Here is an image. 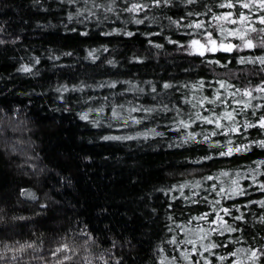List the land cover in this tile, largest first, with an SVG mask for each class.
<instances>
[{"label": "trees", "instance_id": "trees-1", "mask_svg": "<svg viewBox=\"0 0 264 264\" xmlns=\"http://www.w3.org/2000/svg\"><path fill=\"white\" fill-rule=\"evenodd\" d=\"M96 3L107 6L109 0H96ZM117 3L121 8L125 6L124 0H117ZM222 3L223 0H196L185 5L177 0L171 8H151L137 13L140 19L147 16L159 20V23H152L145 19L138 25L129 13L121 12L118 17L103 8L93 9L96 16L90 20H84L87 13L69 20L68 13L77 12L84 6V0L79 4H69L68 0H0V25L4 27L0 39L6 41L0 44V248L6 244L15 246L17 241L35 240L38 245L36 251L28 250L17 261H12L9 253L8 259L0 264H44V261L54 264L51 252L64 237L75 250L73 259L64 264H86V259L92 264H102L99 257L107 255L113 240L118 241L113 251L115 256L122 258V264H159L161 254L157 245L164 241V255H178L180 248L167 241L172 235L178 234V239L184 237L168 216L179 224L189 216L208 210L203 202H186L179 190L166 195L159 189L184 181L194 183L219 169L256 168L253 162L264 160V149L258 145L248 152L200 160L202 156L224 149L205 142L202 135L195 142L183 143L181 138L188 129L178 130L171 124L175 117L174 104H169L171 110L167 113L159 110L150 115L143 111L132 112L141 118L139 124L127 119L128 109L133 106H150L170 100L188 113L190 105H185L180 97L191 89L181 87L177 91L176 87L201 77L206 85H211L204 88V94L209 96L217 87L218 79H227L236 88L254 86L264 79V71L258 63L242 64L237 59L260 55L258 48L207 53L208 60L221 61V64L208 63L205 57L190 54L181 47L195 35L193 30L178 28L166 18L179 19L189 11L204 13L208 5L211 12L207 15H194L181 21V25L193 19L204 20L210 25L212 13L229 11L219 6ZM87 6L92 7L91 3ZM255 23L261 27L259 21ZM117 28L131 31L133 35L112 31ZM218 35V30L214 31V36ZM16 37L19 39L12 43ZM232 40L239 43L238 39ZM173 41H180V44ZM156 44L163 47L157 48ZM91 50H95V60L88 55ZM34 56L40 57V63L32 74L18 71L22 63H32ZM137 56L141 59H133ZM113 59L115 63L109 64ZM225 63L227 67L222 66ZM111 81L118 83L113 87ZM164 81L172 82L174 87L162 92ZM81 83L88 87L82 91L79 88L71 90L72 85ZM101 83L104 87H95ZM153 83L156 94L152 93ZM63 84L69 86V91L60 93L57 88ZM60 95L64 99H59ZM252 103H264V100ZM101 105L105 106L103 112L90 114L99 126L79 115L88 107ZM116 105L124 106L117 109L123 117L113 120L111 113ZM247 112L249 119L255 121L251 110ZM204 114L208 113L204 111ZM214 127L197 122L191 131L210 135ZM145 132L147 138L137 136ZM160 132L162 136L155 134ZM104 136L132 138L105 140ZM232 138L234 143H246L248 139H264V134L248 129L246 133H233ZM212 139L223 142L228 137L221 132ZM259 168L264 173V165ZM243 174L245 179L241 183L251 184L247 179L251 172ZM63 178H67V182ZM260 178L264 179V174ZM213 182H204L201 199L208 195L207 185ZM25 188L35 191L38 199L21 196L20 190ZM192 191L185 188L184 194L191 196ZM172 195L177 197L175 201L170 199ZM261 198L262 193L253 188L246 196L224 201L225 206L233 202L241 205L247 217L246 224L238 222L246 227L247 239L240 242L244 247L264 244L261 239L264 226L254 219L264 208L247 203L248 199L258 201ZM45 203L47 207H41ZM170 203L171 209L168 208ZM238 214L233 209V215ZM225 219L231 222L230 217ZM198 223L193 220L192 227ZM85 225L95 242L85 243L87 237L80 234ZM169 226L176 231L168 232ZM224 235L236 238L240 233ZM213 239L220 243L223 237L213 234ZM233 250L234 246H230L213 251L223 255ZM205 255L212 258L209 253ZM259 264H264V259Z\"/></svg>", "mask_w": 264, "mask_h": 264}, {"label": "snow or ice", "instance_id": "snow-or-ice-1", "mask_svg": "<svg viewBox=\"0 0 264 264\" xmlns=\"http://www.w3.org/2000/svg\"><path fill=\"white\" fill-rule=\"evenodd\" d=\"M177 0H124V7L121 8L117 3V0H109L108 5L96 3V0H84V6L80 7L77 12H69L68 19L72 20L75 17L84 15V20H90L96 13L93 9L103 8L105 12L115 13L118 17L121 12L131 14V19L135 24H143L145 19L151 20L152 23H159L156 17H145V19H140L136 15L137 13L143 12L145 9H165L171 8L176 4ZM180 3L185 5H191L196 2V0H179ZM69 4H79L80 0H68ZM91 3L92 7L89 8L87 5ZM221 8L227 7L229 11H223L219 13H212V24H206L204 20L193 19L190 23L186 25H181V21L187 20L192 16L207 15L211 12V8L205 5L206 12H187L186 15L179 17V19L173 20L171 16L166 17L170 24L176 25L178 28L183 26L191 28L195 35L186 42V44L181 45V47L189 52L190 54L199 55L205 57V61L208 63L221 64L220 60H208L207 53H216L217 51L233 52V50L238 49H257L261 52L260 55L256 56H240L238 57L239 63H258L261 66V70L264 71V0H223V3L219 5ZM99 20V17H96ZM107 19V16H105ZM255 21H259L261 27H257ZM84 21H81L83 23ZM232 24L233 27H228V24ZM219 35L214 36V31H217ZM114 32L124 31L125 35L132 36L131 31H125L123 29H113ZM0 32H4L3 25H0ZM256 37L253 38V34ZM151 35V33H148ZM19 37H16L12 43H15ZM170 39V38H169ZM232 39H238L239 43H233ZM6 43L5 40L0 39V44ZM150 44L153 41H149ZM173 43L180 44V41H173ZM155 47L162 48V44H156ZM104 50L107 51V47L104 46ZM95 50L89 51V57L95 60L97 57L94 54ZM71 55V53H67ZM133 59H141V57H133ZM40 63V57L34 56L32 63H22L18 71L32 74L33 69L37 64ZM109 64H114L115 60H109ZM230 63V61L228 62ZM222 66L227 67V63ZM117 81H111V86H115ZM216 85L212 91L211 96L204 94V88L211 87V85H206L205 80L201 77L195 82H188L176 87L179 91L180 88L185 90L191 89V92L185 91L184 95L180 97L185 105H190V110L188 113H184V109L179 105L175 104V101L170 100L168 103L161 101L159 104H153L150 106L136 105L128 109L127 119L133 123L139 124L141 118H137L132 115V112L143 111L147 114H152L156 111H163L165 113L169 112V104H174L175 117L172 118L171 124L175 125L179 130L180 128L188 129V131L183 135L182 142L187 144L189 142L197 141L200 136L205 142H210L217 148H223V151H216L212 155H205L200 157V160L210 161L214 156H232L234 153L248 152L253 146L258 145L260 148L264 149V139H248L246 143H234L232 138L233 133H246L248 129L257 130L258 134H264V103L253 104V100H264V79L252 86L244 88H236L235 85L229 83L227 79L216 80ZM88 85L83 83L79 85H72L71 90L76 91L78 88L82 91ZM95 87H104V85L97 84ZM174 87L172 82L164 81L162 85V92L165 90L172 89ZM224 91H221V90ZM60 93L69 91V86L67 84L60 85L57 88ZM143 91V89H141ZM152 93L156 94V85L152 84ZM254 93L261 94L259 97L254 95ZM239 96V98H238ZM59 99H64L63 95L58 97ZM155 98V97H154ZM231 98V99H228ZM89 99H93L89 97ZM107 100V97H104ZM231 105H236L237 107H231ZM104 105L98 108L88 107L85 111L79 113L82 119L91 120V122L99 126L98 121L92 120L90 114L92 112H103ZM123 105H116L112 108V119L117 120L123 117V113L117 109H123ZM203 109L208 114L205 115ZM195 110V111H192ZM247 110H251L252 115L256 116L255 121L249 119ZM259 110V115L257 111ZM187 116V119L183 118ZM241 117L243 119L241 120ZM144 117V119H146ZM199 123H207L215 125L214 128L210 130L209 134L197 133L191 131L192 125ZM124 126V125H120ZM153 131V130H148ZM223 133L228 137L226 141H221L219 139L213 140L212 137ZM156 135H163L162 132L155 133ZM145 136L147 138V132L137 133V136ZM132 137L129 136H104L102 139L109 140H126ZM245 139H247L245 137ZM171 146V145H170ZM13 151L16 148L13 147ZM257 164L258 167L251 169H219L218 172L212 175L203 176L201 180H197L194 183L190 181H184L182 183L172 185L166 189H159L166 195L179 190L180 196L188 203L198 204L205 203L208 205V210L200 212L195 216H189L186 221H177L171 216L168 219L172 221L174 225H177L179 233H184L183 239H178L177 235H172L168 243L175 245L176 248H180L178 255L166 256L164 255V241H161L157 245V250L161 254L159 256V264H259V262L264 259V244L258 246L248 245L244 247L241 241H245L247 237L245 236L246 227L244 224L238 222H248L244 211H241V205L236 203H231L230 206H225L224 201L232 200L235 197L246 196L249 189L255 188V190L262 193V198L258 201L247 200L248 204H259L264 208V179L260 178L262 173L259 165H264V160H259L253 162ZM32 168L35 169L36 165L33 164ZM250 171L251 175L247 177L251 181V184L245 186L241 183L245 179L244 172ZM65 182H67V178ZM205 181H214L213 183L207 185L208 195L200 198V192L205 189ZM218 181V183L216 182ZM258 186V187H256ZM185 188H191V196H186L184 194ZM215 194L212 196L211 194ZM20 194L23 197L30 198L32 200H37V193L31 189H21ZM211 196V199H209ZM171 200L175 201L177 197L172 195ZM41 207H47V204L41 205ZM168 208H172V204H168ZM233 209L239 212L238 215H233ZM155 211V209H153ZM230 217L225 219V217ZM254 219L259 222L260 225L264 226V211H261L259 215H254ZM198 221L199 223L192 227V221ZM168 232L176 231L175 228L169 226ZM264 231V227L261 228ZM225 233H240L239 237H232L231 235L225 237ZM80 234L87 237L85 243L88 241L95 242V238L92 233L88 231L87 225L80 229ZM213 234L223 237L220 243H217L213 239ZM253 240L256 237H252ZM264 240V237H261ZM118 241L113 240L111 243V248L107 250V255L102 254L99 260L102 264H122V258L115 256L113 249L117 247ZM182 245L190 247H181ZM239 245V246H236ZM234 246L233 251H227L223 255H218L214 252V249L227 248ZM36 251L38 249L37 241H25L23 243L17 241L15 246L5 245L0 248V261H5L8 259V254L11 253V260L17 261L23 258V254L28 250ZM175 251V249H173ZM209 253V255H205ZM192 254H196V257L200 259H195ZM75 255L74 248L68 243L66 237L62 238V242L58 243L55 250L51 252V256L54 258V264H64L66 261H71ZM218 257V258H217ZM229 257L232 259L229 260ZM35 259V257H33ZM41 260L44 258L41 256ZM44 264H48L44 261ZM86 264H92V261L86 259Z\"/></svg>", "mask_w": 264, "mask_h": 264}, {"label": "rangeland", "instance_id": "rangeland-1", "mask_svg": "<svg viewBox=\"0 0 264 264\" xmlns=\"http://www.w3.org/2000/svg\"><path fill=\"white\" fill-rule=\"evenodd\" d=\"M227 26H228V27H232L233 25L229 23ZM232 42L235 43L233 40H232ZM216 53H217V52H216Z\"/></svg>", "mask_w": 264, "mask_h": 264}, {"label": "flooded vegetation", "instance_id": "flooded-vegetation-1", "mask_svg": "<svg viewBox=\"0 0 264 264\" xmlns=\"http://www.w3.org/2000/svg\"><path fill=\"white\" fill-rule=\"evenodd\" d=\"M222 51V50H221ZM217 52H219V51H217Z\"/></svg>", "mask_w": 264, "mask_h": 264}, {"label": "water", "instance_id": "water-1", "mask_svg": "<svg viewBox=\"0 0 264 264\" xmlns=\"http://www.w3.org/2000/svg\"><path fill=\"white\" fill-rule=\"evenodd\" d=\"M229 53V52H228Z\"/></svg>", "mask_w": 264, "mask_h": 264}]
</instances>
